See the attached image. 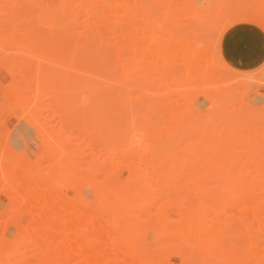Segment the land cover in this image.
Wrapping results in <instances>:
<instances>
[{"label": "bare ground", "instance_id": "1", "mask_svg": "<svg viewBox=\"0 0 264 264\" xmlns=\"http://www.w3.org/2000/svg\"><path fill=\"white\" fill-rule=\"evenodd\" d=\"M207 2L210 5L208 0ZM239 2L242 4L243 0ZM239 2L232 1V5L239 6ZM48 3V6H38L37 0H0V45L2 42L4 45H13L7 51L3 49L6 52L0 57V67L4 68L8 75L13 76L10 79H14L17 72L18 75H22L21 72L28 69L26 65H24L26 68L23 67V63L6 65L15 64V60L21 62L34 58L52 60L48 61L50 64L53 60L62 64L63 62L58 60L64 59L66 55V58L71 60L69 62L72 70L76 73L81 69L80 64L88 69L92 68L91 70L100 67L99 73L96 74L100 80L99 85L97 81L95 84L92 83L94 87L90 86L88 91L90 94L100 92L97 96H101V100L98 102L92 100V106L88 102L90 110L87 114L88 121L99 123L103 121L104 125L100 123L103 125V131L100 130L102 131L99 133L100 137L96 132L97 136L94 135L92 131L93 136L85 138L87 141L85 145L84 137L77 143L73 141L74 147L71 148L70 145L69 149L68 144L72 142L67 135L62 134L64 139H61L62 136L59 137L61 134L57 135L56 137L61 140L56 138L52 143L48 138L53 129L50 130V126L46 128L42 124L40 130L34 125V130L39 129L38 137L44 144V150L40 151L43 153H38L37 156L41 162L46 158L45 162L48 163L46 168H42L39 163L34 165L28 157L24 159L26 163L23 162L21 165L22 160L19 163L23 156L21 151L17 148L14 150L15 147L10 145V138L4 136L7 134L6 131L3 136L0 135V192L9 201V204L0 201V264H171L170 255L178 256L179 264H264V254L260 252L264 249V105L260 108L254 107L252 104L244 103L245 101L241 103V98L235 100L237 102H231L233 88L230 84L232 82H229L231 80H228L231 79L228 77L229 72L225 73L227 80L223 77V72L228 70L226 67L229 64L221 44L215 49L214 44L217 42L214 41V46L211 47L206 38L210 37L212 28L204 27L200 20L193 19L196 6L203 7L206 10L204 16L211 21L215 16L225 19L228 16L221 12V9L218 13L206 9L205 6L199 5L197 0H49ZM258 3L256 2L251 9L264 11V3ZM223 4L229 6L227 0ZM224 5L220 8L223 9ZM237 5L235 10L230 6V11L232 10L235 15L240 8ZM181 11L186 12L185 14L196 25L191 31L186 29L187 34L185 32L182 34V29L180 35L177 30L171 32L174 26H170L171 30L168 27L172 16ZM180 15L182 16L181 13ZM235 15L233 22L238 19ZM179 17L176 18L177 21L180 20ZM227 21L233 25L230 18ZM171 22V25L173 22L180 23ZM245 22L254 23L264 30V22L260 23L253 19ZM175 28L178 29L177 26ZM42 29L48 32L44 33ZM221 32L223 35V31ZM19 33L31 38V42L29 44L16 42ZM188 33L191 34L189 37L184 36ZM67 40L70 42L69 46L66 45ZM66 47L69 54H65ZM10 50H19L24 54H13ZM52 64L54 65V62ZM63 66L67 67L64 64ZM56 67L58 69L57 63ZM34 74L31 75L32 78H35ZM61 74L56 75L61 77ZM83 74L89 78L87 73ZM96 75L93 77L96 78ZM51 76L47 75V80ZM19 77L21 78L19 80L15 78L17 80L15 86L12 85L13 82L10 85L5 84L12 95H18H14V98L20 106L25 102L23 97L26 91H29L32 98L27 99L26 102L29 104L35 97L38 102L43 98L39 91L35 95L34 91L37 88L42 92L47 89L44 97L52 98L59 112L54 109L57 114L54 111L46 120L50 121L53 116L60 118L66 112L73 111V114L70 112L72 117L68 118V121L83 122L81 113L75 112L79 103L72 100L68 104L66 93L64 94L65 89L69 87L65 85L69 80L66 82L65 79H70L69 77L65 75L64 79L63 76L65 84H62L63 80H57L65 85L64 91L63 86L59 88V84L54 83L56 80L46 83L41 81V77L40 80L34 79L32 81L37 83L35 89L33 82L30 85L31 80L27 83L28 79ZM71 77L74 78L72 74ZM27 78L30 79V76ZM71 84L72 93L80 82L75 81ZM81 89L78 88L82 91ZM245 89L244 86V91ZM30 90L31 93L34 92L32 96ZM123 91L127 92V103L132 102L133 105L138 102L144 108L141 113L145 112V115L140 117L136 115L142 109L138 110V113L135 112L136 114L133 112L134 109H140L139 107L133 110L130 108L133 115L129 114L128 118L125 114L129 113V110L122 113L125 107H128L123 105L125 94ZM193 91L210 100L211 107L208 109L209 105L206 106L210 116L207 112L202 114L203 112L196 106L195 114L185 111L187 101L189 104L195 99L191 97L194 96L191 93ZM135 92H138L137 96ZM239 92L237 93L240 94ZM188 94L191 96L188 97ZM42 102H39L40 106L46 105V102L43 104ZM28 104L26 103L27 108ZM32 105L36 109L34 103ZM40 106L38 107L41 110L45 109L46 112L49 109ZM85 106L86 104L83 108ZM189 106L192 108L193 105ZM78 107L82 108L81 104ZM211 109H214V112ZM79 110L85 112L83 109ZM39 111H32L31 116L26 114L24 118L22 112L19 118L28 123L30 121L43 123L46 112L42 114L44 119L40 120ZM210 111L214 114H210ZM122 116L125 122L126 119L128 123L133 121V124L126 123L127 126H131L132 131L127 132L130 130L127 126L122 130L119 128L120 132L126 131V136H118V126L111 123L123 121ZM190 116H193V119ZM142 117L150 127L149 133L147 130V133L146 131L143 133L144 126L148 129L145 121L141 122L145 124L144 126L137 122L141 121ZM155 117L162 123L168 121V126L173 125L175 121L174 126H182L184 123L182 121L187 123L195 121L196 129L193 125L195 131H192V127H189L191 130L184 131L187 123L183 124L185 129L179 128L185 133H195L197 141H193L197 146L192 147L193 149H189L188 144L180 147L186 134L177 136L176 133L181 129L176 126L174 133V129H170L173 134L171 140L167 133L169 128L159 131L161 122L157 119L156 122L160 124L150 122ZM189 118L191 121H188ZM135 119L142 129L141 132L138 130L140 126L135 125L138 126L136 127L138 134L133 132ZM204 119L206 121H203ZM149 123H154L157 128L151 127L152 124ZM124 125L125 123L122 126ZM152 128L159 130L154 131ZM86 130L89 131V128ZM139 131L145 134L144 140ZM52 135L55 136L53 133ZM77 135L76 139L79 138ZM174 138H179V141L172 146ZM186 139L189 140L187 137ZM161 140L166 142L164 146L167 148H162L158 144ZM94 143L97 152L89 146ZM53 167L64 170L73 178L70 187L49 174ZM27 170L30 172L26 173ZM122 170L133 174L131 179L119 178ZM179 174L183 175L181 181L177 179L180 177ZM38 175L47 178L48 183H43L42 178L36 179ZM99 176L102 177L101 180L98 179ZM153 179H156V182L160 180L157 188H160L163 182L161 188L164 190L166 186V189L154 190L155 181L152 185V182L150 183ZM162 179L165 180L161 182ZM205 179L214 180L215 185L212 187L219 190L213 191L209 186L214 184L213 181L202 182ZM79 182L85 183L86 186L78 195L79 198L74 200L72 196L64 193V189L76 190ZM148 184L152 186V190ZM84 190L90 196L99 194L109 203L113 210L110 219L105 221L98 210L89 206L91 198L84 195ZM153 207L156 209H152ZM26 215L29 216V220L23 224ZM149 235L153 237L152 242L147 240ZM242 239L244 242L240 246ZM257 252L259 253L256 255Z\"/></svg>", "mask_w": 264, "mask_h": 264}, {"label": "rangeland", "instance_id": "2", "mask_svg": "<svg viewBox=\"0 0 264 264\" xmlns=\"http://www.w3.org/2000/svg\"><path fill=\"white\" fill-rule=\"evenodd\" d=\"M52 1V0H51ZM198 1V4L199 5H202V6H205L206 7V9H210V10H212L213 12L215 11V13H218L219 11L218 10H220L221 9V12H223L226 16H228L227 17V19H225V17H221V16H215V18L214 19H212V21L211 20H209V19H206L207 17H205L204 16V14H206V10L203 8V7H201V6H196L195 7V9H194V16H193V19L194 20H200V22H202V25L204 26V27H210V28H212V29H210V30H208V31H210V37L208 36V38H206L207 39V41L209 42V44L211 45V47H212V45H213V43H215L214 41H216L217 43H215L214 45L216 46V48L215 49H218L219 47H220V44H221V48H222V50H223V52H224V54H225V58L227 59V62H228V64H229V66L228 67H226V70L227 71H224L223 72V77H225V79L224 80H227L228 79V77H230L231 79H228V80H231V81H229V82H232V83H230L231 85H232V92L234 93V94H232V92H231V95H233V97H232V99H231V102H237V101H235V100H237L238 98H241V103L242 102H244V103H248V104H252V105H254V107H258V108H260V107H262V105H264V104H262V103H264V30H262L259 26H257V25H255L254 23H250V22H245V21H248V20H250V19H253V20H256V21H258V22H264V11H260V10H256V9H251V7H253L254 6V4L257 2L258 3V0L256 1V0H243V2H241L242 4H240V2H239V0H237V1H235V0H232L233 1V3L234 2H239V6H240V8H239V10H238V13H237V15H235L234 14V12H232V10L230 11V6L232 5V1H230V3H228L229 1L227 0V5L229 4V6L227 7V6H225L224 4H223V2L224 3H226V0H208L209 2H210V5L208 4V2H207V0H197ZM49 2V0H37V4H38V6H48V3ZM222 3V4H221ZM246 3V4H245ZM251 3V4H250ZM261 3H264V1H260L259 0V3L258 4H261ZM236 4V3H235ZM243 4H245V5H243ZM257 4V5H258ZM209 5V6H208ZM222 5H224L223 7V9L222 8H220ZM237 5V4H236ZM236 5H232L231 7H233L234 9L233 10H235L236 9ZM247 5H249V6H247ZM252 5V6H251ZM238 5H237V7H239ZM228 9H227V8ZM250 7V8H249ZM180 13L182 14V16L180 15ZM186 13V12H185ZM184 12L182 13V11L181 12H178V13H176V15H174V16H172V18H175V20H173L172 18L169 20L170 21V23L172 24V22L171 21H176V22H180V23H175L174 24V22H173V25H171V24H169V27H168V25H166L168 28H170V26L172 27V26H174V28L177 26L178 27V29H172L171 30V28H170V30H171V32L173 31V30H177L178 32H180L182 29L184 30H182L181 32H182V34H183V32H185L186 33V29H188L187 31H191L194 27H195V25H196V23L193 21V20H190L189 19V17L185 14ZM178 14V15H177ZM234 15L235 16H237L238 17V19L235 21V22H233L235 19H234ZM178 16H180L178 19H180V20H178L177 21V17ZM187 16V17H186ZM181 17H186V18H184V20H183V18H182V20H181ZM159 18V17H158ZM230 18V21H231V19L233 18V20L231 21V22H233V25H232V23L230 24V22L229 21H227L228 19ZM160 20H162L161 19V17H160ZM160 20H157V21H159L160 22ZM186 20V21H185ZM187 20H188V22H187ZM166 21H168L167 19H166ZM165 20H164V24H165V22H166ZM168 21V22H169ZM192 22V23H191ZM194 22V23H193ZM183 23V24H182ZM178 24V25H177ZM182 24V25H181ZM191 24L193 25V26H191ZM228 25V27H226L227 25ZM189 25V26H188ZM232 25V26H231ZM223 26H225V27H223ZM165 27V26H164ZM186 27V28H185ZM190 28V29H189ZM222 29V30H221ZM231 29V30H230ZM223 31V35H222V32L221 31ZM234 31V33H235V35L237 36V37H240V39H241V41H243V42H245V45H246V48H242L243 50H245V51H242L241 52V54H245V55H248V56H250V55H254V57L256 58L255 59V61H254V63H252V64H254V65H251V67H241L242 65H240V63H232L231 61H230V57L229 56H227V54H226V52H227V50L229 49V47L230 46H232V44L233 43H235V41H236V37H235V35L233 34V31ZM42 31H45L44 33H47L48 32V30H46V29H42ZM220 31V33L218 34V32ZM230 31V32H229ZM177 32V33H178ZM181 32H180V35H181ZM212 32V33H211ZM176 33V32H175ZM217 33V34H216ZM187 34V33H186ZM186 34H184V36H187V37H189L191 34H189L188 33V35H186ZM218 36V38L217 37H214V36H216V35ZM212 39V41H211V39ZM221 38V39H220ZM236 38V39H235ZM215 39V40H214ZM235 40V41H232V40ZM15 40H17L16 42H22V43H26V44H29V42H31V38H27L26 36H24V34L23 33H19L18 35H17V37H16V39ZM237 40H239V39H237ZM49 41H52V40H49ZM62 41H65V40H62ZM62 41H60V42H62ZM67 44L66 45H70V42L67 40ZM220 42V43H219ZM59 42H57V44H58ZM5 43H1V45H0V57H2V56H4V52H6L7 50H9L10 49V47L12 48V46L10 45V44H6V45H9V46H7L6 47V45H4ZM208 44V43H207ZM206 44V45H207ZM208 44V45H209ZM217 44V45H216ZM209 45V46H210ZM213 45V46H214ZM5 46V47H4ZM53 46H57L56 44H53ZM7 48V49H6ZM3 49H5V50H3ZM33 49H34V47H33ZM69 49H68V47H66V49H65V54H69L68 52H66V51H68ZM10 51H12L11 53H13V54H24L23 52H21V51H19V50H10ZM28 56V55H27ZM240 56V55H239ZM65 58L64 59H62V60H58V61H61V63L62 64H60V62H57V61H54L53 60V62H54V65L52 64L53 62H51V64H50V62H48V61H52V60H44V59H27V60H21V62H20V60L19 61H16L15 60V64H12V63H8V64H6V65H8V66H14V65H19L20 63H23V67H25L24 65H26V67L28 68L27 70H25V72L23 71V73L21 72V74L22 75H18L15 71H14V73H16V75H15V78H17L18 80L19 79H21L20 77L18 78V76H22L23 77V79H28L29 80V82L27 81V83H30V80H31V83H30V85L32 84V80H34V81H36V80H40V77H41V81H44V82H46V83H49V82H54V80H56L54 83L55 84H59L58 85V87L60 88H62V84H65V81L62 79L63 78V76H64V79H65V75H66V77H69L70 79H68V78H66L65 80H66V82H67V80H69V82H67L65 85H67V86H69L68 88H67V86H66V88L67 89H65V85L63 86V91H64V89H65V91H64V94L66 93V99L68 98V104H70L71 103V101L72 100H74V102H76L77 104L79 103V104H81V106H82V108H80V107H78V105H76L75 103V105H76V109H75V112H77V114L79 113H81V116H82V118H83V122L81 121H78V122H76V123H73L74 121H68L71 117H72V114L74 113L73 111V113L71 114L69 111L68 112H66L62 117H60V118H58L57 116H53L51 119H50V121L49 120H46L55 110L57 111V112H59L58 111V107L54 104V100L52 99V98H49V97H44V95H45V93H47V89L46 90H43V92L41 91V89L39 88H37V90L36 91H34L35 92V95H36V93H38V91H39V93L41 94L42 93V97L44 98H41V101H43L44 103L46 102V105H44L45 107H48L49 109L47 110V112L46 111H44L45 109H43V110H41L38 106H40V104L41 103H39V102H41L40 100H39V102L36 100V97H35V99L32 101V103H30V101H29V104H28V102H26L27 101V99H29V100H32V98H30V95H29V91H26L25 93H24V96L25 97H23L24 98V101L28 104V108H27V106H26V103L25 102H23L22 104H23V106H20V104L16 101V99L14 98L15 96H18V95H12L10 92H9V88L7 87L8 85H6L5 83H8L9 85H10V83L11 82H13L12 83V85L13 86H15L16 84H14V83H17L16 81V79H15V81H14V79H10V78H12L11 77V75H8L7 73H6V71L4 70V68H1L0 67V135L1 136H3V134L4 133H6L7 132V134H4V136H5V138H7V136L10 138V145L11 146H13V148H14V150L17 148V150H19V151H21V154H23V156L21 157V159L19 160V163L21 162V160H22V162H21V165L23 164V162H25L26 163V159H27V157H28V159H30L31 161H32V163L34 164V165H37L38 163L39 164H41V166H42V168H46L47 167V165H48V163L47 162H45L46 161V158H44V159H42L43 157L42 156H40L41 157V159H42V162H41V160H39V154H42L43 153V151L40 153V151L43 149L44 150V144L42 143V141L39 139V137H38V133L37 132H39L38 130L40 129V130H42L41 128H42V124L44 125V127H48L49 128V126L51 127L50 128V130H55V132H56V134H55V132L52 130V132H51V136H49V138L48 139H50V141L53 143V140L54 139H59V137H61V139L64 137V136H68L69 138H70V141L72 142V143H70V144H68L69 145V149H71V148H73L74 147V145H72L73 144V141H74V143L76 142L77 143V141L78 140H82L83 139V137H84V139L85 138H88V137H90V135H91V137L93 136V134L96 132L97 133V135L99 134V133H102V131H103V121H100V123L102 122V124H100L98 121H88L89 119V116H88V112H89V108H90V105L92 106V100H97L96 102H98L99 101V99L101 100V96H97V94H99L98 93V91H95L94 93H92V94H90L89 92L90 91H88L89 90V88H90V86H92V85H94L95 84V82L98 84V82H100V80H99V77L97 78V75L96 74H98L99 72V70L101 69L100 67H99V69H96V67L95 68H93V70H91V69H88L87 67H85L84 65H82V64H80L81 66H79V69L80 70H78V72L76 73V71H74V70H72V68H71V66H70V62H71V60L70 59H68V57L66 58V55L64 56ZM230 58V59H229ZM68 59V60H67ZM36 60V61H35ZM64 60V61H63ZM65 60H67V62L65 61ZM232 60V59H231ZM22 61H24V62H22ZM32 61H34L33 63H36L37 65L35 66V64H33V63H31ZM43 61V62H42ZM45 61V62H44ZM70 61V62H69ZM26 62H30V63H27L26 64ZM48 62V63H47ZM66 64H65V63ZM78 62V61H77ZM25 63V64H24ZM46 63V64H45ZM56 63H57V66H58V69H56L57 67H56ZM58 63L60 64V65H58ZM251 63H249V64H251ZM29 64H31L30 65V67L31 68H29ZM34 65V67H33V65ZM45 64V65H44ZM63 64L64 65H67V67L66 66H63ZM40 65H42V66H40ZM44 66H46L47 68H45ZM49 66V67H48ZM52 66H54V67H52ZM60 66V67H59ZM69 66V67H68ZM25 67V68H26ZM35 67H36V70H35ZM64 67V68H63ZM84 67V68H83ZM234 67H235V69H234ZM38 68H40V69H42V70H40V69H38ZM49 68H53V70H49ZM65 68H67V69H65ZM84 69V71H82L83 69ZM98 68V67H97ZM233 68V69H232ZM56 69V70H55ZM65 69V70H64ZM87 69V70H86ZM43 70H45V71H48V72H46L45 73V71H44V73L46 74V76H45V74L43 73ZM59 72H58V71ZM69 71V72H71V73H69L68 72V74L70 75H68V74H66L67 73V71ZM86 70V71H85ZM230 70V71H229ZM231 70H233V72L231 71ZM32 71V72H31ZM54 71H55V75H54ZM64 73H63V72ZM80 71L82 72V73H80ZM88 71H89V73H88ZM50 72V73H49ZM53 72V74H51ZM93 72H96V73H93ZM226 72H229L228 73V77H227V74L225 75V73ZM230 72H231V74H230ZM37 74V75H35V74ZM40 73H42L41 75H40ZM60 74V73H62L61 74V77H59V75H56V74ZM78 73H79V75H78ZM83 73H87L88 75H89V78H88V76H86V74L84 75ZM19 74H20V72H19ZM34 74V77L35 78H32L31 77V75H33ZM44 74V75H43ZM52 76H51V75ZM71 74H72V76H74V78L73 77H71ZM75 74H77L76 76H75ZM82 74V75H81ZM93 74H95L96 75V78L95 77H93V76H95V75H93ZM239 74V75H238ZM27 75V76H26ZM43 75V76H42ZM47 75H48V77H50L51 76V78H48V80H47ZM90 75H92L91 77H90ZM101 75V71H100V74H99V76ZM238 75V76H237ZM24 76H26V77H24ZM28 76H30V79L29 78H27ZM39 76V77H38ZM84 77L83 79L81 78L80 79V77ZM87 78H86V77ZM43 77H45L46 79V81L44 80V78ZM58 77V78H57ZM76 77V78H75ZM93 77V78H92ZM39 78V79H38ZM73 78V81L75 82V81H79L80 82V85L78 86V88H82L81 90L83 91H80V90H78V88L76 89V90H78L77 92H76V90H75V92L74 91H72V93L70 92L71 91V87H72V84L70 85V83L72 82V83H74L71 79ZM78 78V79H77ZM91 78V79H90ZM95 78V79H94ZM235 78V79H234ZM10 79V80H9ZM52 80V81H51ZM57 80H60V81H62V84L61 83H59L60 81H57ZM71 80V81H70ZM84 80V81H83ZM99 80V81H98ZM236 80V81H235ZM48 81V82H47ZM87 81V82H86ZM89 81V82H88ZM19 82V81H18ZM58 82V83H57ZM83 82H85L84 84H83ZM34 83V87H35V89H36V84L37 83H35V82H33ZM92 83H94V84H92ZM21 83L19 82L18 83V85H20ZM23 84V83H22ZM60 84H61V86H60ZM82 84H83V86H82ZM92 84V85H91ZM56 85V86H57ZM85 85V86H84ZM99 85V84H98ZM226 85H228L227 83H226ZM235 86V87H234ZM243 87V89H242V87ZM244 86H245V91H244ZM10 88H11V86H9ZM22 87V86H21ZM92 87H94V86H92ZM239 87V88H238ZM86 88H88V89H86ZM238 88V89H237ZM11 89H13V88H11ZM10 89V90H11ZM84 89V90H83ZM86 89V90H85ZM155 89V88H154ZM237 89V91H235V90ZM242 89V90H241ZM234 90V91H233ZM258 90V91H257ZM31 91L32 90H30V94H31V96H32V93L34 94V92H32L31 93ZM69 91V92H68ZM84 91H85V93H84ZM240 91V92H239ZM27 92H28V94H27ZM97 92V93H96ZM125 94H124V97H123V99H124V104L123 105H126V106H128V107H125V109L122 111V113L124 112V111H127L128 112V110H129V113H126L125 115H127L126 117L128 118V115L130 114H132V111L130 110V108L133 110L134 108H140V109H134V113L135 112H137L138 110H141L142 108H143V106H141V105H139V103L137 102V104H133V105H131V103L132 102H130V103H127V98L128 97H126V93L127 92H125V91H123ZM237 92H239L240 94H238ZM242 92H245V93H242ZM256 92V93H255ZM258 92V93H257ZM78 93V94H77ZM79 93H80V96H79ZM82 93V94H81ZM136 94H135V96H137V94H138V92H135ZM194 95V96H191L192 94ZM190 94L191 95H189L188 97H193V98H195L194 99V101H190L189 102V104H188V101H187V107L186 106H184L183 108L185 109V111L188 113V112H190V114H195V111H194V109H195V106L196 107H199L200 108V110H201V112H203L202 114H207L208 113V115H209V112L206 110L207 109V105H209L208 106V109H209V107H211V103H210V100H208V99H206V98H204L201 94H197V93H195L194 91L193 92H191ZM27 94V95H26ZM67 94H69V95H67ZM74 94V95H73ZM77 94V95H76ZM85 94V95H84ZM153 94H155V92L153 93ZM29 95V96H28ZM75 95H76V97H75ZM100 95V94H99ZM122 95H123V93H122ZM195 95H197V97L195 96ZM238 95H239V97H238ZM241 95H243V96H241ZM29 98H28V97ZM46 96V95H45ZM68 96V97H67ZM78 96H79V102H78ZM132 96V95H131ZM237 96V97H236ZM241 96V97H240ZM70 97V98H69ZM72 97H73V99H72ZM133 97V96H132ZM47 98V99H46ZM235 98V99H234ZM43 99V100H42ZM51 99H52V103H50V101H51ZM71 99V100H70ZM76 99V100H75ZM190 99V98H189ZM220 99H222V97H220ZM45 100V101H44ZM47 100V101H46ZM69 100H70V102H69ZM90 100V101H89ZM132 100H133V98H132ZM188 100V99H187ZM191 100H193L192 98H191ZM225 100V99H224ZM136 100L134 99V102H135ZM216 101V100H215ZM222 101H223V99H222ZM39 104H38V103ZM43 102H42V104H43ZM88 102H89V104H88ZM217 102V101H216ZM34 103V106L36 107V109L33 107V104ZM37 103V104H36ZM50 103V105H48ZM73 103V102H72ZM136 103V102H135ZM243 103V104H244ZM36 104V105H35ZM53 104V105H52ZM86 104V106L83 108V105H85ZM130 104V105H129ZM31 105H32V107H31ZM89 105V106H88ZM122 105V107H124ZM182 104H180V106H181ZM189 105H193L192 106V108L189 106ZM245 106H246V104H244ZM43 105H41L40 107H42ZM43 106V107H44ZM50 106V107H49ZM53 106V108H51ZM130 106V107H129ZM132 106V107H131ZM20 107H23V109H24V107H25V111L22 109V108H20ZM29 107H31V109H29ZM40 109V111H39V109ZM44 107V108H45ZM56 107V108H55ZM88 107V108H87ZM212 107H214L213 105H212ZM36 110V111H39V113H40V120L41 119H44V117H45V120L43 121V123H42V121H35V122H33V121H30L29 123L27 122V121H25L23 118L26 116V114L27 115H29V116H31V114H32V111H35L34 109ZM183 108H181V109H183ZM191 108V109H190ZM248 108V107H247ZM20 109V110H19ZM31 110V112H29V110ZM38 109V110H37ZM53 109V110H52ZM55 109V110H54ZM79 109H83L82 111H85V112H81ZM86 109H87V111H86ZM121 110H122V108H120ZM144 109V108H143ZM143 109L139 112V114H136L137 116H141V115H145L144 113L142 114L141 112H143ZM78 110H79V112H78ZM188 110V111H187ZM190 110V111H189ZM212 110V109H211ZM225 110V109H224ZM24 111V112H23ZM48 111L50 112V113H48ZM54 112V113H56L57 114V112ZM192 111H193V113H192ZM204 111H205V113H204ZM213 112H214V109L212 110ZM242 111H243V109H242ZM22 112H23V114H22ZM44 112H46L45 114H44ZM131 112V113H130ZM207 112V113H206ZM212 112V113H213ZM215 112H216V108H215ZM243 112H245V110L243 111ZM48 113V114H47ZM86 113V114H85ZM138 113V112H137ZM211 113V111H210V114H212ZM21 114H22V117L23 118H19V116H21ZM25 114V115H24ZM42 114H44V117H42L43 115ZM47 114V115H46ZM85 114V115H84ZM214 114V113H213ZM212 114V115H213ZM24 115V116H23ZM84 115V116H83ZM122 115H124V114H122ZM129 115V116H130ZM133 115V114H132ZM131 115V116H132ZM87 116V117H86ZM135 116V115H134ZM210 116V115H209ZM18 117V118H17ZM65 117V118H64ZM143 117H145V116H143ZM143 117H142V120L141 121H138L137 120V122L139 123H141L142 121H143ZM191 117V116H190ZM64 118V119H63ZM69 118V119H68ZM125 118V117H124ZM134 118H136V116L134 117ZM192 119H193V116L191 117ZM58 119H60V120H58ZM137 119V118H136ZM136 119H135V123H134V129H135V131H133L134 133H136V134H138L137 132L138 131H136L137 129H136V127H138V126H140L139 127V129L138 130H141V132H142V129H140L141 128V125L142 126H144L145 124H147V121H145V118H144V121L146 122L145 124H143V123H141V125L140 124H138L137 122H136ZM139 119V118H138ZM156 119H157V117H155V119L153 120V121H150V122H156ZM187 119V118H186ZM190 119V118H189ZM188 119V121H191V119L189 120ZM66 120V121H65ZM122 120H123V116H122ZM140 120V119H139ZM158 120V122H161V125H159L160 126V130H159V128L157 129V130H159V131H163V130H165V129H167V128H169V132H167L168 134H169V136H170V138H172L171 140H173V134L171 133V130L170 129H174L173 130V133H174V131H175V129H176V126H178V128L179 127H181V128H184L185 129V125H183V124H185V123H187V122H185V121H182V123H180V125L182 124V126H179V125H176V126H174V124H175V122H174V124L173 125H167V123L169 124V122L167 121V123H166V121H163V123H162V121H159V118L157 119ZM143 121V122H144ZM193 121V120H192ZM203 121H206L205 119L203 120ZM3 122V123H2ZM33 122V123H32ZM64 122V123H63ZM130 122H132L131 124H133V121H129V123L127 122V119H126V122L123 120V121H111V123H112V125L113 124H115L116 126H118L117 128H118V130H119V128L122 130V128L124 127V128H126V126H127V124L129 125L130 124ZM149 122V121H148ZM31 123H32V127L35 125V128H39V129H37V131L36 130H34V127L32 128L31 127ZM39 123H41V125L39 124ZM90 123H92V124H90ZM98 123H99V127H98ZM125 123V125L124 126H122L123 124ZM127 123V124H126ZM157 123V122H156ZM189 123V122H188ZM188 123L186 124V129L184 130V131H188V129H190L191 127V129H193L194 127V129H196V122L195 121H193L192 123L190 122L189 123V125H188ZM38 124V125H37ZM50 124V125H49ZM69 124V125H68ZM73 124V125H72ZM83 124H84V126H83ZM120 124V125H119ZM138 124V126H135V125H137ZM152 124V125H151ZM154 123H149V125H151V127H153V128H157V126H154L153 125ZM157 124H160V123H157ZM165 124V125H164ZM177 124H179V123H177ZM37 125V126H36ZM63 125V126H62ZM87 125V126H86ZM193 125H194V127H193ZM121 126V127H120ZM133 126V125H132ZM158 126V127H159ZM46 127V128H47ZM62 127V128H61ZM80 127V128H79ZM145 127V128H144ZM143 128L145 129L144 131H143V133L147 130L148 131V133L150 132L149 130H150V127H148V124H147V127H148V129H146V126H144ZM188 127V128H187ZM190 127V128H189ZM45 128V129H46ZM89 128V131H87L86 129H88ZM123 128V129H124ZM127 128H129L130 130H127V132H129V131H132L131 130V126L129 127V126H127ZM152 128V129H153ZM181 128H179V129H181ZM94 129V130H93ZM96 129H97V131H96ZM99 129V130H98ZM102 129V131L100 132V130ZM190 129V130H191ZM192 130V131H195V130ZM76 130V131H75ZM86 130V131H85ZM154 130V129H153ZM151 130L152 132H154V131H157V130ZM6 131V132H5ZM36 131V132H35ZM63 131V132H62ZM73 131V132H72ZM92 131H93V134H92ZM99 131V132H98ZM147 131L145 132V133H147ZM167 131V130H166ZM184 131H182V129H181V131L180 130H178V132L176 133V135L178 136L179 135V137L180 136H182L183 134H186V136L184 137L185 139H186V137L187 138H189V140L188 139H186V141H185V139H183V141H182V143H181V145H180V147H185L184 146V144L185 145H187L188 144V148L190 149V148H192V147H196L197 146V144L195 143L196 141H197V139L195 140V133H191V132H188V133H185ZM71 132V133H70ZM151 132V133H152ZM45 133V132H44ZM52 133L55 135V136H53L52 135ZM86 133H87V135H86ZM96 133L94 134V135H96ZM139 133H140V131H139ZM143 133H140L141 134V137H144V138H142L143 140L145 139V134H143ZM46 134V133H45ZM59 134H61L60 136H59ZM64 136H63V135ZM70 134V135H69ZM78 134V135H77ZM83 134V135H82ZM124 134V135H123ZM59 136V137H56V136ZM76 135H77V137H79V138H77L76 139ZM96 135V136H97ZM100 135L101 134H99V137H100ZM126 136L127 135V133H126V131H125V133L122 131V132H120V130L118 131V136ZM144 135V136H143ZM175 135V134H174ZM37 136V137H36ZM71 136V137H70ZM82 136V137H81ZM52 137H55V138H52ZM73 137H74V139H73ZM90 137V138H91ZM192 137V138H191ZM123 138V137H122ZM191 138V139H190ZM61 139H59V140H61ZM64 139V138H63ZM124 139V138H123ZM122 139V140H123ZM125 140V139H124ZM193 140H195V142L193 141ZM177 141H179V138H174V141H172V143H171V145L172 146H174L175 145V143H177ZM87 141H86V139H85V142H84V145L85 144H87L86 143ZM79 143V142H78ZM158 144H160L161 145V147L162 148H167V146H164L165 144H166V142H163V140H161V141H159L158 142ZM70 145H72L71 146V148H70ZM90 147L92 146L93 147V149L94 150H96L95 149V143H94V145H89ZM171 146V147H172ZM190 146V147H189ZM10 149H12V147L10 148ZM193 149V148H192ZM24 151V152H23ZM23 152V153H22ZM96 152H97V150H96ZM39 153V154H38ZM37 154H38V156H37ZM27 155V156H26ZM25 156V157H24ZM37 156V157H36ZM24 157V158H23ZM23 158V159H22ZM38 158V159H37ZM88 158H90V157H88ZM25 159V160H24ZM37 159V160H36ZM40 162H39V161ZM87 160V159H86ZM38 161V162H37ZM36 162V163H35ZM87 162V161H86ZM47 163V164H46ZM38 164V165H39ZM46 166V167H45ZM84 166H85V164H84ZM32 167V166H31ZM31 167L29 168V170L31 169ZM29 170H27V172L26 173H29L30 171ZM49 174L53 177V178H55L57 181H61V182H63V183H65L67 186H71L72 185V183H73V178L67 173V172H65L64 170H62V169H60V170H57L56 169V167H53V168H51L50 170H49ZM132 175L133 174H131V173H129L127 170H122L120 173H119V178H121V179H123V180H129V179H131V177H132ZM180 175V177H182L183 175H181V174H179ZM185 175V174H184ZM187 176V175H186ZM186 176H184L185 178H186ZM179 176L177 177V179L179 178L180 180H178V181H181V179H183V177L182 178H180ZM188 177V176H187ZM42 178V179H41ZM36 179H41L42 180V182L43 183H45V184H47L48 183V180H47V178H45V177H42V175H38L37 176V178ZM98 179H102V177L101 176H99L98 177ZM165 180V179H164ZM163 179L161 180V182L162 181H164ZM207 179H205V180H202V182L203 181H205V182H207L206 181ZM210 180V179H209ZM155 181V182H154ZM211 181V180H210ZM210 181H208V182H210ZM213 181V183H214V180H212ZM211 181V182H212ZM152 182V183H151ZM153 182L154 183H156V184H153ZM159 182H160V180L158 181V182H156V179L154 180L153 179V181L152 180H150V183H151V185L153 184V185H155V189L154 190H158V189H161L162 190V188H163V186H162V184H164L163 182H162V184H160L161 185V187L160 188H157L159 185H157V183L159 184ZM178 183V182H177ZM176 183V184H177ZM85 183H82V182H79V184H78V187H77V189L76 190H73V189H70V188H66L67 189V191L64 189V193H66L68 196L70 195V196H72L73 198H74V200L76 199H78L79 198V194L82 192V190L84 189L83 187H85L86 185H84ZM175 184V185H176ZM149 185V184H148ZM151 185H149L148 187H150ZM156 185H157V187H156ZM214 185H215V183L214 184H209V186H213L214 187ZM165 186V185H164ZM213 187L211 188L213 191H215V190H217V188L214 190L213 189ZM147 188V187H146ZM145 188V190H147ZM154 188V187H153ZM157 188V189H156ZM53 189H56V188H54L53 187ZM166 189V186L164 187V190ZM149 190V189H148ZM150 190H152V186H151V189ZM161 190H160V192L159 193H161ZM164 190H162V191H164ZM219 190V189H218ZM217 190V191H218ZM156 193L158 192V191H155ZM84 195L86 196V197H90L91 198V200L89 201V206L92 208V209H96V210H98V213H99V215H101L102 216V218L104 219L105 218V221H107L106 219H110L111 218V215L110 214H112L111 212L113 211L112 210V208L110 207V205H109V203L108 202H106L105 201V199L104 198H102V197H100V195L99 194H94L93 196H90V194L87 192V191H85L84 190ZM0 201L1 202H4V203H6V204H9L8 202L9 201H7L6 199H5V197H4V195L3 194H1V192H0ZM157 203V202H156ZM156 205V204H155ZM157 206H158V203H157ZM152 209H156V208H152ZM151 212H152V210H151ZM110 215V217H107V216H109ZM25 220H23V224H26L27 223V221L29 220V216L28 215H26L25 217ZM103 223L105 222V221H103V220H101ZM100 221V223L101 224H103L102 222ZM147 240H149L150 242H152L153 241V237H152V235H149L148 237H147ZM244 239H242L241 240V243H240V246L241 245H243V243L242 242H244L243 241ZM262 254H264V249H262L261 251H260ZM259 252H257L256 253V255L258 254ZM169 263H171V264H179L180 263V258L178 257V256H176V255H170V257H169Z\"/></svg>", "mask_w": 264, "mask_h": 264}, {"label": "crops", "instance_id": "3", "mask_svg": "<svg viewBox=\"0 0 264 264\" xmlns=\"http://www.w3.org/2000/svg\"><path fill=\"white\" fill-rule=\"evenodd\" d=\"M233 34L235 35L234 31H233ZM235 37L239 40H237L236 38H235L236 41L234 39L232 40V41H235V43H233L232 46H230L229 49L227 50L226 52L227 56H229L232 59L231 60L229 58L232 63L233 62L235 63L237 61L236 63H240V65H242L241 67H251V65H254L252 63H254L256 58L254 57V55L248 56L245 54H241L242 51H245L242 49V48H246L245 42L241 41L240 37H237L236 35Z\"/></svg>", "mask_w": 264, "mask_h": 264}]
</instances>
